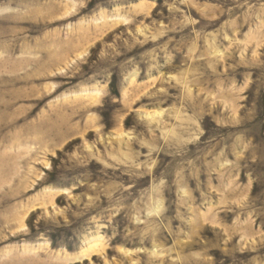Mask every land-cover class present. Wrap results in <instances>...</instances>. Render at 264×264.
<instances>
[{
  "label": "rangeland",
  "instance_id": "obj_1",
  "mask_svg": "<svg viewBox=\"0 0 264 264\" xmlns=\"http://www.w3.org/2000/svg\"><path fill=\"white\" fill-rule=\"evenodd\" d=\"M0 264H264V0H0Z\"/></svg>",
  "mask_w": 264,
  "mask_h": 264
},
{
  "label": "bare ground",
  "instance_id": "obj_2",
  "mask_svg": "<svg viewBox=\"0 0 264 264\" xmlns=\"http://www.w3.org/2000/svg\"><path fill=\"white\" fill-rule=\"evenodd\" d=\"M24 215H25V214H24ZM256 217H257V220L260 219V216H256ZM246 227H247V226H246ZM246 227H239V229H241L242 231H247V230H246ZM262 227H263V226H262ZM226 231H227V229H226ZM224 240H225V239H224ZM226 242H227V241H226ZM260 246H261V245H260ZM260 246H259V247H260ZM260 248H261V247H260ZM260 248H259V249H258V248L255 249V252H256V251H260ZM243 253H244V254H250V253H251V250H247V251H245V252H242V254H243Z\"/></svg>",
  "mask_w": 264,
  "mask_h": 264
}]
</instances>
